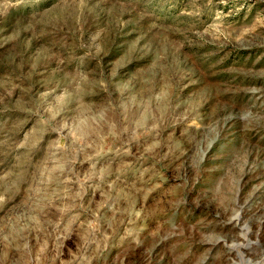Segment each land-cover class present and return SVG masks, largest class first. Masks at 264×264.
<instances>
[{
    "label": "rangeland",
    "instance_id": "rangeland-1",
    "mask_svg": "<svg viewBox=\"0 0 264 264\" xmlns=\"http://www.w3.org/2000/svg\"><path fill=\"white\" fill-rule=\"evenodd\" d=\"M261 220L264 0H0V264H264Z\"/></svg>",
    "mask_w": 264,
    "mask_h": 264
},
{
    "label": "bare ground",
    "instance_id": "bare-ground-1",
    "mask_svg": "<svg viewBox=\"0 0 264 264\" xmlns=\"http://www.w3.org/2000/svg\"><path fill=\"white\" fill-rule=\"evenodd\" d=\"M238 219V218H237ZM241 219V218H240ZM238 222V221H237ZM237 222H235L236 224H237ZM261 222H262V225H264V220H261ZM233 223V222H232ZM235 224V225H236ZM222 241L220 240V239H213L212 240V242H207L208 243V245H210V246H214V245H217V244H219V243H221ZM238 246V245H237Z\"/></svg>",
    "mask_w": 264,
    "mask_h": 264
}]
</instances>
